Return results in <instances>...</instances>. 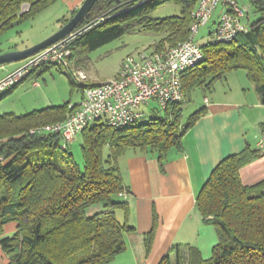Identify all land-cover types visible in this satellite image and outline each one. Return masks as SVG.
<instances>
[{
	"label": "trees",
	"instance_id": "16d2710c",
	"mask_svg": "<svg viewBox=\"0 0 264 264\" xmlns=\"http://www.w3.org/2000/svg\"><path fill=\"white\" fill-rule=\"evenodd\" d=\"M56 1L0 0V36ZM151 1L132 0L116 6V0H97L78 28L95 23L69 41L75 68L83 69L90 49L138 27L166 33L156 42L155 50L188 39L191 13L198 0H177L183 5L182 13L163 19L150 17L147 5ZM252 3L261 18L250 24L247 33L231 42L201 45L204 59L183 74L182 101L159 107L163 114L147 122L137 120L116 128L98 120L83 129L79 134L83 137L84 167L70 152L71 143L63 147L60 134L32 132L66 119L80 102L66 101L25 114L0 113V237L6 222L17 223L14 235L0 238L10 258L8 264L110 263L125 251V234L134 228L128 199L132 190L118 166L120 156L129 149L152 152L163 166L168 152L182 147L185 134L207 112L203 106L183 124V101L197 87L211 90L229 72L245 70L264 103V0ZM24 4H29L27 10H23ZM50 65L56 63L33 66L21 81L38 67ZM65 73L83 95L86 86L98 83L78 82L71 72ZM20 82L0 92V98ZM261 127L263 130L264 123ZM106 147L110 150L107 159ZM263 155L264 148L247 144L224 157L199 191L197 207L218 238L211 256L205 258L198 248L190 247L188 259L183 260L179 245H175V260L168 253L160 264H264V181L246 186L241 178L242 167ZM118 211L123 213L121 220Z\"/></svg>",
	"mask_w": 264,
	"mask_h": 264
},
{
	"label": "crops",
	"instance_id": "0c3cea01",
	"mask_svg": "<svg viewBox=\"0 0 264 264\" xmlns=\"http://www.w3.org/2000/svg\"><path fill=\"white\" fill-rule=\"evenodd\" d=\"M65 1L72 16L84 0ZM222 10L223 7L220 13ZM212 18L217 25L219 17ZM66 19L69 18H64L63 24ZM241 70H236L235 76L250 101L248 107L255 108L246 112H264L260 95L246 71ZM206 99V114L185 134L182 147L168 152L163 166L152 152L129 149L120 156L118 166L132 190L128 199L130 224L134 228L125 234V251L108 264H160L168 253L175 260V245H179L183 260L188 259L190 247L198 248L205 258L211 256L217 233L212 225L204 222L196 204L197 195L212 169L224 157L243 150L247 144L258 147L264 121H259L260 127L250 139L243 104ZM241 178L246 186L264 181V155L242 167Z\"/></svg>",
	"mask_w": 264,
	"mask_h": 264
},
{
	"label": "rangeland",
	"instance_id": "374dc122",
	"mask_svg": "<svg viewBox=\"0 0 264 264\" xmlns=\"http://www.w3.org/2000/svg\"><path fill=\"white\" fill-rule=\"evenodd\" d=\"M238 2L241 6H246L250 10L248 17L244 19L246 23L250 25L261 18V13L256 12L252 0H238ZM150 3V5H147V9L149 10L150 17L154 19L180 15L183 11V5L177 0H152ZM221 7L222 5H219L216 8L214 18L219 17ZM71 14L69 4L65 0H57L36 17L26 19L6 30L0 36V52L4 53L24 49L44 40L59 30L64 25V18L70 19L72 17ZM212 21L213 18H211L206 26L201 27L196 37V42L200 45L213 41L216 23ZM165 34L164 31L145 27H138L132 31L125 32L112 40L90 49L88 51V59L81 67L86 72L88 81L90 82L113 79L128 55H136L143 50H153L156 42L161 40ZM32 57L0 65V82L14 71L29 63ZM28 69L31 70L33 67L29 66ZM236 72V70L229 72L226 78L216 81L211 90L204 89L203 87H197L192 90L190 96H187L182 104V123L186 124L195 111L206 105V97L210 100L236 101L243 104L246 108L243 112V117L246 121V133L251 139L260 127L259 121H264V112L261 110L246 112L252 107H248L250 101L245 97L241 81L235 76ZM35 82H39L40 85H35ZM253 91L256 93L255 90ZM82 94L83 92L80 87L72 84L71 79L60 69L59 64L56 63V65L48 67L40 66L31 72L26 79L21 81L13 91L4 94L0 98V113L14 112L16 114H25L35 109L61 105L66 101L76 103L81 101ZM139 110L142 113V116L138 119L139 123L147 122L150 118L163 114L155 102L143 104ZM82 143V135H76L69 146V150L73 154L75 161L81 167H84ZM109 153L110 150L106 147L104 150L105 159L109 157ZM254 190L256 191V189ZM117 217L121 220L123 213L118 211ZM16 232V221L9 220L4 225L1 237L12 236ZM9 261L8 254L0 244V263L8 264Z\"/></svg>",
	"mask_w": 264,
	"mask_h": 264
},
{
	"label": "built area",
	"instance_id": "2783aa9c",
	"mask_svg": "<svg viewBox=\"0 0 264 264\" xmlns=\"http://www.w3.org/2000/svg\"><path fill=\"white\" fill-rule=\"evenodd\" d=\"M222 5L214 42H231L250 29L244 19L250 10L241 6L238 0H198L191 13V31L188 39L165 50H143L128 55L115 78L88 85L78 107L66 119L32 132H54L60 134L63 147L72 143L76 135L89 125L102 120L116 128L132 125L141 116L139 108L143 104L157 103L161 108L184 99L183 74L191 66L204 59V52L196 37L201 27L206 26L216 8ZM29 4L23 5L27 10ZM67 40L50 46L32 57L29 66L42 63H58L65 72H71L74 79L85 83L88 80L83 69L75 68L70 59L71 49ZM20 68L0 82V92L9 89L28 72V67ZM35 85H40L35 82ZM208 102V99H206ZM258 146L264 148V129Z\"/></svg>",
	"mask_w": 264,
	"mask_h": 264
},
{
	"label": "water",
	"instance_id": "95a60500",
	"mask_svg": "<svg viewBox=\"0 0 264 264\" xmlns=\"http://www.w3.org/2000/svg\"><path fill=\"white\" fill-rule=\"evenodd\" d=\"M96 1L97 0H84L82 5L75 12V14L70 19H68L67 22L64 25H62L59 30H57L56 32H54L44 40L30 47H26L24 49H17V50L0 53V65L14 61H20L28 57L34 56L50 46L63 43L67 40L76 37L78 34L86 31L95 23V21L87 23L79 28L78 26L82 22V20L86 17V15L91 10V8L94 6ZM130 1L132 0H116L117 2L116 6L127 4ZM29 65L30 62L27 63V65H25L24 67H27Z\"/></svg>",
	"mask_w": 264,
	"mask_h": 264
}]
</instances>
